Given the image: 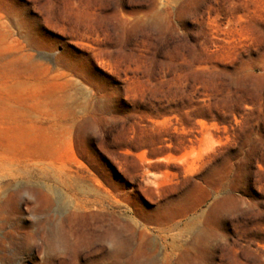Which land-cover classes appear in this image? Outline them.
<instances>
[{"label": "rangeland", "instance_id": "374dc122", "mask_svg": "<svg viewBox=\"0 0 264 264\" xmlns=\"http://www.w3.org/2000/svg\"><path fill=\"white\" fill-rule=\"evenodd\" d=\"M0 264H264V0H0Z\"/></svg>", "mask_w": 264, "mask_h": 264}]
</instances>
